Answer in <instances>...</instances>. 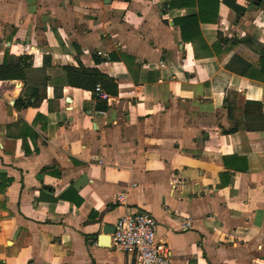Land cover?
I'll list each match as a JSON object with an SVG mask.
<instances>
[{
    "label": "crops",
    "instance_id": "1",
    "mask_svg": "<svg viewBox=\"0 0 264 264\" xmlns=\"http://www.w3.org/2000/svg\"><path fill=\"white\" fill-rule=\"evenodd\" d=\"M171 1L0 0V66L26 59L0 81V264H136L106 233L128 213L171 264H264V83L228 70L264 60V0L196 42Z\"/></svg>",
    "mask_w": 264,
    "mask_h": 264
},
{
    "label": "trees",
    "instance_id": "2",
    "mask_svg": "<svg viewBox=\"0 0 264 264\" xmlns=\"http://www.w3.org/2000/svg\"><path fill=\"white\" fill-rule=\"evenodd\" d=\"M221 3L231 8L237 15L245 12L243 8L236 6L235 0H172L166 8L197 9L198 13L196 16L181 18L176 21V24L180 27L183 41L196 42L202 40L200 32L202 24H212L218 21V10ZM25 60L19 59L17 62H10L0 66V81L24 79ZM228 70L242 77L264 83V60H260L259 67L255 68L236 57L232 61V64L228 66ZM66 72L70 78V83L74 86L78 85L75 81L80 78H94L95 83H97L99 77L102 78L95 71H79L68 68Z\"/></svg>",
    "mask_w": 264,
    "mask_h": 264
},
{
    "label": "built area",
    "instance_id": "3",
    "mask_svg": "<svg viewBox=\"0 0 264 264\" xmlns=\"http://www.w3.org/2000/svg\"><path fill=\"white\" fill-rule=\"evenodd\" d=\"M29 46L23 51L28 52ZM101 93V87H96ZM122 200V198L120 199ZM189 225H183L187 229ZM111 248L118 253H131L136 264H171L168 246L158 239V223L148 213H128L118 219L111 235Z\"/></svg>",
    "mask_w": 264,
    "mask_h": 264
},
{
    "label": "water",
    "instance_id": "4",
    "mask_svg": "<svg viewBox=\"0 0 264 264\" xmlns=\"http://www.w3.org/2000/svg\"><path fill=\"white\" fill-rule=\"evenodd\" d=\"M259 2H260V0H257L256 5H258ZM112 230H113V231H112ZM112 230H106V233H108V234H112V233H114V230H115V229L113 228Z\"/></svg>",
    "mask_w": 264,
    "mask_h": 264
}]
</instances>
